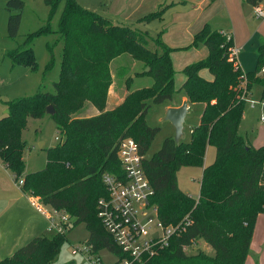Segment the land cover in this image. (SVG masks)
I'll use <instances>...</instances> for the list:
<instances>
[{
  "label": "trees",
  "instance_id": "trees-1",
  "mask_svg": "<svg viewBox=\"0 0 264 264\" xmlns=\"http://www.w3.org/2000/svg\"><path fill=\"white\" fill-rule=\"evenodd\" d=\"M44 4L50 9L49 19L60 9L55 34L62 44V56L55 92H40L9 103V114L0 120V161L13 173L16 183L24 181L21 191L28 198H39L44 206L64 211L72 227L85 224L87 245L93 253L108 250L120 257L97 217V202L108 194L101 176H123L116 154L121 139L132 138L142 155L147 153L158 129L145 122L146 102L163 104L176 93L171 59L174 49L164 44L161 33L152 38L146 31L113 24L77 0H44ZM165 9L140 21L161 19ZM48 31L50 27L28 36L26 49H16L8 56L14 63L35 69L30 48L33 38ZM201 45L207 48V56L182 70L185 81L179 90L191 104L203 105L199 123L191 129L188 142L167 138L142 164L155 191L153 202L161 221L177 224L189 216L192 225L172 238L168 247L134 264H245L256 219L264 214V145L254 148L239 132L245 103L254 87L260 88V103L264 104V43L257 48L254 70L246 73L233 66L231 37L205 25L188 48ZM125 54L148 69L135 77H150L153 83L129 92L119 105L105 111L112 84L110 63ZM203 70L211 80L200 76ZM126 86L129 90V82ZM84 101L100 113L71 118ZM49 105L55 110L49 117L56 124L59 141L47 151L44 169L26 174L23 131L28 118H42ZM208 145L215 149V158L203 166ZM183 166L203 167L197 198L177 186L176 175ZM65 239L66 234L34 238L0 264H51ZM197 239L211 246L214 255L187 253Z\"/></svg>",
  "mask_w": 264,
  "mask_h": 264
},
{
  "label": "rangeland",
  "instance_id": "rangeland-1",
  "mask_svg": "<svg viewBox=\"0 0 264 264\" xmlns=\"http://www.w3.org/2000/svg\"><path fill=\"white\" fill-rule=\"evenodd\" d=\"M77 1L82 7L90 11L99 14L103 13V10L100 8L102 7L100 4H103V2L100 0ZM169 3H171V0H168ZM184 6L186 5L175 3V7H172L170 10L177 9L179 11ZM49 11L50 9L44 4V0H0V120L9 114L7 112L9 111L10 102L33 97L40 92L48 94H54L55 92L54 84L58 81L62 56V44L58 41V35L55 34L60 9L51 19H49ZM113 23L125 26L127 22H120V24L119 22ZM161 25L160 20H153L145 27V30L149 31L148 33L152 38H155L160 32ZM129 26L131 27L133 24ZM46 27H50V31L36 35L30 47L34 56L35 69H31L23 64L14 63L8 54L16 49H26L24 44L28 36H33ZM12 32L15 35L12 36ZM196 52L199 54L204 53L201 50H196ZM50 62H52V65L46 71V67ZM174 64V80L177 90L181 85V80L184 78L182 70L187 65L185 66L182 59L176 61ZM233 66L237 68L234 62ZM109 67L112 84L108 91L105 111L110 108V105H108L109 96L112 97L114 94V98H116L115 95L118 94L117 96L123 98L129 92L149 87L153 83L150 77H135V74L146 69H143L142 63L133 60L127 54L114 59ZM204 73L206 72L204 71ZM128 82L130 86L129 90L126 86ZM176 93L173 94L172 100L166 101L163 104H155L151 100L146 102L145 122L149 127L158 129L153 142L145 154L147 159L159 151L165 139L174 138V128L170 122L164 120V117L169 109H167V106L171 102H180L182 94ZM260 94L261 90L258 87H254L252 94L248 97L249 100L245 103L244 118L239 127L241 135L253 144L254 147H261L263 144L260 143L264 142V105L260 103ZM250 101L255 102V104H251ZM201 109L200 104L190 106L189 113L183 124L181 142L186 143L190 140V130L198 125ZM99 113L100 110L92 103L84 101L82 106L72 113L70 117L86 118L93 117ZM22 137L26 143L24 152L26 174L44 169L47 151L55 147L59 141L57 140L59 139V133L54 121L48 115H44L38 119L28 118V125L23 131ZM214 158L215 149L208 145L205 151L203 166L213 163ZM202 172L203 167H181L176 175L178 188L184 194L197 198ZM19 183L15 182L13 173L7 170L0 161V200L6 202L4 206L7 203L9 206L13 205V203H19L22 208L23 202H17L15 199L17 196L19 198L24 197ZM26 199L28 205L31 206L29 198L26 197ZM45 221V224L48 226L46 219ZM45 235L52 236L55 233L47 230ZM88 239L89 232L85 224L72 227L66 234V239L62 243L57 257L51 264H90L87 260V254L84 252ZM198 251H203L209 256L214 255L212 247L202 239H197L195 245L187 249V253L191 254H195ZM99 256L104 263H111L115 260L114 254L108 250L100 251Z\"/></svg>",
  "mask_w": 264,
  "mask_h": 264
},
{
  "label": "crops",
  "instance_id": "crops-1",
  "mask_svg": "<svg viewBox=\"0 0 264 264\" xmlns=\"http://www.w3.org/2000/svg\"><path fill=\"white\" fill-rule=\"evenodd\" d=\"M100 1L103 2L100 4L102 6L100 8L103 10L101 15L112 23L127 22L125 26L130 27L129 25L133 24L131 28H141L139 30L147 33L149 31L145 30V27L150 22H141L140 19L159 9L166 8L162 18L156 20H160L162 23L159 32L162 41L169 48L174 49L171 53L172 64L182 59L186 66L207 55L208 51L204 46L188 48L193 42L194 35L205 25L231 37L232 49L237 52L238 67L244 73L252 71L255 67L257 48L264 43V19H258L254 15V6L263 7L264 0H255L253 3H249L247 0H171L169 4L168 0ZM175 3L186 6L179 11L177 9L171 11L170 9L175 7ZM196 50H201L204 53L199 54ZM204 71L207 74H203ZM200 76L206 80L212 78L206 70H203ZM184 81L185 77L176 90V94H182L180 102H171L167 109L180 107L183 102H186L189 113L190 106L194 105L188 101L183 91H179ZM117 95H115L116 98H114V94L112 97L109 96L108 105L110 108L106 111L119 105L125 98V96L122 98ZM201 107L202 113L203 105ZM246 141L254 147L247 139ZM260 144L264 145V142ZM23 196L15 198L17 202H23L22 208L19 203H13L11 206L7 203L4 206L6 202L0 200V261L12 257L17 250L27 245L32 239L45 236V232L48 230L44 217L35 208L28 205L27 196L24 193ZM245 264H264V214L259 215L256 219Z\"/></svg>",
  "mask_w": 264,
  "mask_h": 264
},
{
  "label": "built area",
  "instance_id": "built-area-1",
  "mask_svg": "<svg viewBox=\"0 0 264 264\" xmlns=\"http://www.w3.org/2000/svg\"><path fill=\"white\" fill-rule=\"evenodd\" d=\"M254 15L258 19H264V6H254ZM221 34L228 39L230 37ZM236 54L237 52L231 49V59L238 66ZM243 85H245V76ZM248 100L249 98L246 102ZM250 103L255 104L253 101ZM116 154L123 176L119 178L115 174H102L101 181L108 194L106 198L98 200L96 210L102 227L121 256L118 257L113 253L115 260L104 263L99 256L100 252L93 253L91 246L86 245L84 252L90 264L141 262L155 255L157 250L168 247L172 238H178L187 227L192 225L189 216L184 217L177 224H164L161 221L158 207L153 202L155 191L142 165L146 157L142 155L138 144L132 138L121 139ZM19 185L22 187L24 181H20ZM28 200L30 205L47 220L48 230L61 235L70 231L72 220L64 211L46 207L36 197H29Z\"/></svg>",
  "mask_w": 264,
  "mask_h": 264
},
{
  "label": "water",
  "instance_id": "water-1",
  "mask_svg": "<svg viewBox=\"0 0 264 264\" xmlns=\"http://www.w3.org/2000/svg\"><path fill=\"white\" fill-rule=\"evenodd\" d=\"M146 71H148V69H146ZM45 112L46 115L52 116L54 115L55 110L51 105H49L46 107ZM8 113L9 111L7 112V114ZM187 114L188 108L186 102H183L180 107L169 108L165 114L164 120L170 122L174 128L175 135L173 140L175 141V143H179L180 141L183 132V124Z\"/></svg>",
  "mask_w": 264,
  "mask_h": 264
}]
</instances>
